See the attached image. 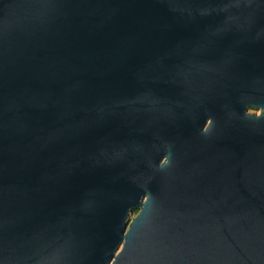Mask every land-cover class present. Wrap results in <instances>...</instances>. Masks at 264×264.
I'll return each instance as SVG.
<instances>
[{
	"label": "water",
	"instance_id": "1",
	"mask_svg": "<svg viewBox=\"0 0 264 264\" xmlns=\"http://www.w3.org/2000/svg\"><path fill=\"white\" fill-rule=\"evenodd\" d=\"M0 264H264V0H0Z\"/></svg>",
	"mask_w": 264,
	"mask_h": 264
},
{
	"label": "flooded vegetation",
	"instance_id": "2",
	"mask_svg": "<svg viewBox=\"0 0 264 264\" xmlns=\"http://www.w3.org/2000/svg\"><path fill=\"white\" fill-rule=\"evenodd\" d=\"M250 112H255L256 114L260 113V109H249ZM209 126V119H204L203 123L200 124V126L198 127L197 125H191L188 130V132H192L195 131L197 133V135L200 137V140L196 143L198 144V148L200 150L206 151L207 150V146L204 147L203 144V139L208 138L209 133L207 134V128ZM165 143H167V145H163V149H162V155H161V162H165V161H169L171 160L172 162L176 161V153L178 152V147H177V143H178V136L176 131H173V133H167L164 134L163 136ZM136 213V211L134 212V214Z\"/></svg>",
	"mask_w": 264,
	"mask_h": 264
},
{
	"label": "trees",
	"instance_id": "3",
	"mask_svg": "<svg viewBox=\"0 0 264 264\" xmlns=\"http://www.w3.org/2000/svg\"><path fill=\"white\" fill-rule=\"evenodd\" d=\"M135 212V211H134Z\"/></svg>",
	"mask_w": 264,
	"mask_h": 264
}]
</instances>
